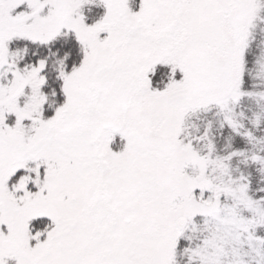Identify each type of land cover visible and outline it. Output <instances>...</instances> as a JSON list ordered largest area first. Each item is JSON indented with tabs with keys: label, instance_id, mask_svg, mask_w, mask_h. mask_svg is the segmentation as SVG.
Instances as JSON below:
<instances>
[{
	"label": "snow or ice",
	"instance_id": "snow-or-ice-1",
	"mask_svg": "<svg viewBox=\"0 0 264 264\" xmlns=\"http://www.w3.org/2000/svg\"><path fill=\"white\" fill-rule=\"evenodd\" d=\"M0 264H264V0H0Z\"/></svg>",
	"mask_w": 264,
	"mask_h": 264
}]
</instances>
